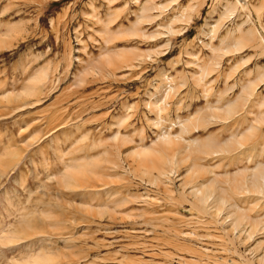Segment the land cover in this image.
Returning <instances> with one entry per match:
<instances>
[{
  "label": "rangeland",
  "instance_id": "rangeland-1",
  "mask_svg": "<svg viewBox=\"0 0 264 264\" xmlns=\"http://www.w3.org/2000/svg\"><path fill=\"white\" fill-rule=\"evenodd\" d=\"M41 1L0 0V36L9 31L10 25L16 28L15 32L3 36L0 48V93L20 90L39 68H47L50 72L49 84L45 83V93L39 94V101L33 100L34 104L24 106L21 101L0 105V153L12 146L21 152L16 169L0 175V225L5 229L16 227L19 214L25 208L34 211L31 218L34 214L40 221L47 220L48 225L41 226L50 231L43 238H28L16 247L0 246V264H10L17 253L20 256L17 255V259L21 260H29L31 254L38 259L58 258L57 264H264V250L259 249L264 244L256 247L264 240V232L259 231L251 238L248 227L242 230L243 235L231 227L232 216L226 214L230 219L226 228L220 221L213 222L210 215L193 209L190 203L193 197L188 195L189 189L183 192L179 178L185 175V168L173 172L174 175L161 186L143 181L133 169L118 170L112 175L113 179L124 177L111 188L121 189V195L127 194L132 200L126 208L115 211L120 216L118 219H110L108 214L103 215L104 218L78 214L91 207L83 204L80 195L59 191L57 186H52L56 184L54 181L48 184L44 177L62 168V158L65 162L82 154L98 158L105 148L96 144L103 140L106 144L102 146L112 145L117 132L129 140L124 147L118 146L124 161L128 150L142 141L150 145L162 130L172 128L178 135L179 121L208 102L215 103L221 91H227L226 98H235L249 79L256 80L258 89L240 115L230 122H214L185 136L194 141L219 133L223 140L233 128L244 130L253 122L254 115L264 111V106H258L260 97L264 96V83L257 77L259 70L264 68V55H260L262 47L258 50L249 44L239 53L222 54L219 64L205 80L206 85L212 87L207 96L205 87L192 78L199 71L196 63H210L213 57L211 48L205 44L211 40L210 25L225 12L228 2L237 0H206V3L204 0H153L155 21L140 24L139 29L147 35L140 37L121 31L136 22L147 0ZM239 1L241 4L235 14L222 22L219 36L229 31L231 36L240 37L237 29L245 21L244 31L254 26L258 36L263 37L264 0H247L245 5ZM172 25L177 31L174 34L168 31V26ZM220 38L214 39L211 45H218ZM121 48L142 56L132 66L116 70L92 66L102 51L111 53ZM189 58L193 60L190 62ZM85 73L89 74L82 82L78 76ZM156 100L158 105H163L160 112L153 104ZM60 120H64L63 124ZM156 120L161 122V128ZM24 141L29 144H23ZM262 155L258 160H264V153ZM199 162L208 169L213 168L223 185L226 184L225 171H231L232 175L237 168L247 165L244 161L237 167L227 169L226 165L221 169L217 168L215 159ZM45 183L50 186L48 192H45ZM97 197L87 199L95 203L105 199L104 195L100 199ZM115 197L119 200L117 194ZM246 200L247 197L233 202L230 205L233 212H248L253 219L264 220V200L256 205ZM60 202L68 212V220L62 215L64 227L55 220L54 213L45 210L60 214L61 208L50 207L51 203ZM245 233L249 237L246 238ZM168 239L173 242L167 243ZM85 248L88 251L85 252Z\"/></svg>",
  "mask_w": 264,
  "mask_h": 264
},
{
  "label": "bare ground",
  "instance_id": "bare-ground-1",
  "mask_svg": "<svg viewBox=\"0 0 264 264\" xmlns=\"http://www.w3.org/2000/svg\"><path fill=\"white\" fill-rule=\"evenodd\" d=\"M45 1L47 0H42L41 2H45ZM53 1H59V0H53ZM205 1L206 0H204V2ZM246 2L247 0H242V3L244 5L246 4ZM154 4L155 3L153 0H147V2L144 3L143 7L140 8L139 13L137 14L136 22L132 24V26L129 29L126 28V30H122V31L120 30V31L128 32L134 35L135 37L147 36L145 32L144 33L141 32L139 26L140 24L146 21H153L155 19L154 17L155 14L153 15L152 13L154 8H156ZM239 4H241L239 0H237L236 2H228L225 8V12H222L221 16H219L218 19L214 21L215 23L210 25L209 29H211V32L208 31V33L210 32L211 34L210 36L211 40L209 39L210 41L205 43L206 45H209V47L213 52L212 55L213 57L211 58L210 63L208 61H205V63L202 65L200 63H196L197 67H199V71L196 72L192 78L196 84L205 87V89L203 90L204 92H207L206 96L212 90V87L206 85L205 80L211 73L214 66L216 67V65L219 64V60L221 59L222 54L235 53L238 51L240 52V50H242L243 48H245L247 45L250 44V47L253 46L254 49L258 48L259 50L260 47H262L263 50L260 55H264V36L259 37L257 34L258 31L254 28V26L244 31L242 29V26L246 24L245 21L238 26V29L235 28L237 29V31L239 30L238 33H241L240 37L231 36L229 34V31L224 36L222 35H221L222 37L219 36V34L221 33L220 31H221L222 22L227 18H231V16L235 14V12L239 9ZM110 18H112V15H110ZM99 22L102 23V20ZM207 25L209 24L207 23ZM168 27H169L168 31L171 34L177 32L174 29L173 25ZM8 28L9 31L6 32L5 35L9 34L10 32L16 31V28L13 25H10ZM5 35L1 34L0 36V48L2 47L1 44L4 43L3 36ZM112 37L115 36L113 35ZM216 38H220L219 44L211 45V43ZM100 56L101 57L98 59V61H95L96 63H94V65L92 66L94 67L97 66L98 68L102 66H106L109 69L112 68V70H116L117 68H121V66L123 67L132 66L134 61L136 59L137 60L140 59L142 55L138 54L133 50H122L121 48L120 50H116L111 53L102 51ZM189 59L190 62L193 60V59L191 60V58ZM49 74L50 72L47 70V68L45 69L39 68L38 70L34 71V73L30 76V78H28V81L21 87L20 90L4 91L0 93V105L3 104V102H6L8 104H15L17 101H21L24 103L23 104L24 106L27 104H34L32 102L33 100L36 101L38 99L37 101H39V94L42 95V93L44 92V88H46L45 83L49 84V82H47L50 76ZM88 74L89 73L87 74L85 73L84 75L82 76L79 75L78 77H81L82 78L81 81L83 82V80H86V77H88ZM257 77L260 78V82L262 81L261 83H264V68L259 70ZM256 87H257L256 80L253 81L252 79H249L247 80V82H244L242 84L241 90L237 94V96H235V98H226L225 95L227 91L225 92L221 91L215 103L208 102V104L205 107L198 109L193 114H190L185 120L179 121L180 133L178 135L172 132V128L166 129L165 131L162 130V132L158 135L157 139L151 141L150 145H146V143L142 141L137 146H135V148L130 149V151L128 150V153H126L127 154L126 158L125 159L123 158L124 161H122L121 160L122 158H120V153L122 151L121 148H119L118 146L125 145V143H128L129 140L127 137H122L120 132H117L113 138V141H111V143L113 144L110 146H102L106 144V142L102 143L103 140H100L99 142L97 141L99 144H96V146L99 145L105 148L104 151L101 153V155L98 156V158L94 157V155L88 156V154L87 155L80 154L81 156L78 157L76 155V157L74 156L70 158L68 162H65V159L62 158V165H61L62 168H59L57 173L55 172L52 174H47V176L44 177L46 180H48V184L49 182L52 183L54 181L56 184L52 186H55V188L57 186L58 188L57 190L72 191L76 193V195H80L83 204L85 206H89L92 208V209L84 208L81 211H78V214L81 213V215L90 218H93V216H97V215L102 217L103 215L106 216V214H108L110 219H118L120 216H118V214H116L115 211L121 209V207L127 206V204H130V202H132L130 198L131 196L129 194L128 195L130 197H126L127 195L126 193L129 192H125L126 195L122 196L121 194L123 192L121 193L122 191L121 189L119 190V188L116 189L111 188L113 186V183H116V181L118 183L121 182V180H119L121 175L119 176L117 174V176L119 177L118 178L115 177L114 179L112 177V175L115 176L118 170L125 169L127 172V170L133 169L132 171L134 172V174L138 175L139 178H141L143 181H148L150 184H152V186H157V185L161 186V184L167 183V180H169V178H171V176L175 174V171L177 173L179 170H181L180 168H185L186 169L185 175L184 176L180 175L179 178L182 181L181 183L182 186H184L183 192L186 193V191H188L186 189H189L188 195L193 197V199H191L190 201L191 207L193 209H197V211L201 213H204V215L205 214L210 215L213 219L212 220L213 222L219 223L218 221H220V224L224 225L226 228L228 226L227 221L230 220L229 218L227 219L226 214H228V216H232L230 223L232 225L231 227H233L237 231H241V233L242 230H245V228L248 227L250 229L249 231L252 238L254 235H257L259 231L264 232V220L261 219L257 220L258 218L253 219L250 215L248 216V212L247 214L241 213V211L233 212V209L230 207V205H232L233 202H236L237 199L242 200V198L245 197H247L246 200L247 202H254L255 205L258 204L259 202H262V200H264V160L263 159L262 161L258 160V157L259 156L261 157V155L264 153V130H263L264 111L260 113L258 112L259 114H255L254 119H252L253 122L247 125V127H245L244 130L241 129L234 130L233 128V130H231L230 135L229 136L227 135L228 138H224L223 140L219 138L222 136V134L221 136H219V133H213L204 139L197 138L194 141L188 140L185 135L191 133V131L193 130L200 129L202 127H207L208 125L214 122L227 123L230 122V120H233L236 116L240 115L245 108H247V101H250L249 99L255 95V90L258 89V88L256 89ZM255 98L257 99V104H258L259 97L257 98L256 96ZM165 100L163 102H165ZM153 104L155 108H157L158 110L159 109L161 110L163 108V105H158L159 104L158 100L153 102ZM23 106L22 107L19 106V107L22 109ZM258 106L260 108L264 106V96L260 97ZM250 113H253V111H251ZM63 121L64 120H60L61 123ZM77 123L74 125L77 126ZM157 125L160 126L161 128L162 124L161 122L157 121ZM232 127L233 126H231L230 129H232ZM22 143L29 144L27 143V141H24ZM12 147L4 148L3 152L0 153V175L2 176L5 173H7L9 170L16 169L17 165L19 164L21 152L18 149H14ZM93 148L94 147H92V149ZM102 155L110 157V159L103 157ZM208 158L215 159V161L218 162L217 168H221V169L226 167V165H228L227 169L231 166L237 167L241 163H245V162L247 163V165L244 166L243 168H237V171H235L237 174L232 173V175H230L231 171L229 170L225 171V173L223 174H225L226 179H224V183L226 184L223 185L219 181V174L217 175L213 168L208 169L206 168L205 165H201V162H199L201 160H208ZM250 163H254V166L252 167L248 166ZM126 164H127V168H126ZM173 172L174 174L172 175ZM122 177L124 176L122 175ZM44 186H46L45 192H48V188L50 186H48L47 183H45ZM166 192L170 196L172 195L169 189H167ZM116 194L119 196V200L116 199L115 197ZM102 195L105 196V199H103L102 201L100 200V202L98 203H95V201H93V199L96 196H98L97 198L100 199ZM188 195L186 194V197ZM89 196L93 198L91 201H88L87 199V197ZM170 196L169 198L173 197ZM50 207L54 210H56L57 208H61L60 214L58 213V211H56L58 214L57 213L55 214V212L53 211L51 212L50 209H45V210L50 214L54 213L53 217L55 218V220L60 224H62V226L64 227L65 224L64 221H62V217H63L62 215L66 216L68 220V212L66 211L67 209L63 208L64 206L63 204H61V202L60 204L51 203ZM246 210L247 209H245V211L243 210V212H246ZM33 212L34 211H26V209L24 208L23 211L19 214L20 220L17 218L19 222L18 224L16 223V227L14 228L9 226L11 229H5V226L0 225V246L12 248L13 246L16 247V245L22 244L25 240H28V238H35V236L38 237L40 236L42 238L45 237V234H47L50 230H44V228H42L41 225L45 224L47 226L48 221L47 220L40 221L39 218L36 217L34 214H33V218H31ZM142 215L143 217L145 216V214ZM248 217L251 218L252 220H250ZM36 222H38L40 225L37 224ZM196 231L197 230H195L194 233ZM238 237L240 236L238 235ZM245 237H246V233H245ZM240 238H242V236ZM167 241H168L167 243L173 242L170 239H168ZM262 244H264V240H261L256 247L261 246ZM42 248L44 247L42 246ZM89 249L91 250V248ZM259 249L264 250V247ZM84 250L85 252L88 251V249L86 250V248ZM16 256L13 257V260L9 259L10 264H57V262L59 261L58 258L43 257L41 259H38V257H36L34 254H31L29 260L28 258L26 260H21V258L17 259L19 255L17 257ZM82 262H84V260H82Z\"/></svg>",
  "mask_w": 264,
  "mask_h": 264
}]
</instances>
